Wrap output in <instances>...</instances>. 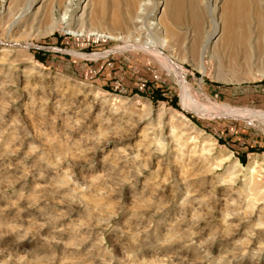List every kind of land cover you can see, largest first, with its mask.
Masks as SVG:
<instances>
[{
    "label": "rangeland",
    "instance_id": "374dc122",
    "mask_svg": "<svg viewBox=\"0 0 264 264\" xmlns=\"http://www.w3.org/2000/svg\"><path fill=\"white\" fill-rule=\"evenodd\" d=\"M66 1L0 0V264H264V0Z\"/></svg>",
    "mask_w": 264,
    "mask_h": 264
},
{
    "label": "bare ground",
    "instance_id": "6f19581e",
    "mask_svg": "<svg viewBox=\"0 0 264 264\" xmlns=\"http://www.w3.org/2000/svg\"><path fill=\"white\" fill-rule=\"evenodd\" d=\"M70 0H67L66 1V3H65V6H64V9H63V11L61 12V15L59 16V18L57 19V20H55V21H51L50 22V24H49V26L48 27H50V28H53V27H55V25H56V23H58L59 21H64L65 19H67V16H69V13H68V9H67V3L69 2ZM242 2H243V0H236L235 1V5H234V7H235V10L236 9H239L240 7H241V5H242ZM28 10V9H27ZM83 10H84V5L83 6H80L79 7V9H78V11H79V13H76V17H71L70 19H73V21H76V22H79V21H81V18H82V14H83ZM82 22V21H81ZM80 23V22H79ZM77 24V23H76ZM72 32H74V33H82V32H84V33H92V34H94V33H96V34H99V33H101L100 31H98V30H96V29H93V28H90V27H88L87 29H84V28H79L78 30H74V31H72ZM224 36H226L227 35V30H224L223 31V33H222ZM128 46H132V47H137V46H139L140 48H142V49H144V50H146V51H148V52H150V54H153V55H156L157 57H159L160 59H163V61H165V63H166V60H170L169 59V57L168 56H165V55H163L161 52H158L157 51V49H155L156 47V45L152 42V41H150V40H144V41H140V40H138V39H134L132 42H130L129 44H127ZM149 54V53H148ZM152 55V56H153ZM155 56V57H156ZM158 58V59H159ZM171 69V68H170ZM178 81V80H177ZM190 98V97H189ZM216 108V107H215ZM224 110V109H223ZM219 111V110H218ZM249 116V118H250V120H259L258 118H256V117H254V116H252V115H248ZM259 121H262V120H259Z\"/></svg>",
    "mask_w": 264,
    "mask_h": 264
}]
</instances>
